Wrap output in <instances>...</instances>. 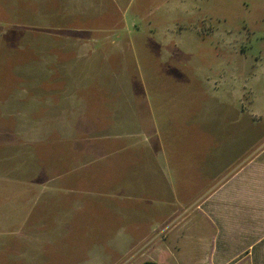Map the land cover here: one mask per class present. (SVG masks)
Segmentation results:
<instances>
[{"label":"rangeland","instance_id":"rangeland-1","mask_svg":"<svg viewBox=\"0 0 264 264\" xmlns=\"http://www.w3.org/2000/svg\"><path fill=\"white\" fill-rule=\"evenodd\" d=\"M242 127L264 129V0H0V264L112 256L134 226L122 188L154 194L155 212L168 196L154 220L176 263L183 211L187 229L204 223L207 158ZM156 142L169 180L135 184Z\"/></svg>","mask_w":264,"mask_h":264},{"label":"crops","instance_id":"crops-1","mask_svg":"<svg viewBox=\"0 0 264 264\" xmlns=\"http://www.w3.org/2000/svg\"><path fill=\"white\" fill-rule=\"evenodd\" d=\"M71 103L66 102L62 104L61 109L52 110V116H56V113H66L65 111L71 112ZM66 106L69 108H65ZM252 113L253 117L259 116L253 110ZM240 114L245 112L241 110ZM142 131L148 134L154 132L153 128ZM233 132L231 136L235 137L238 143L224 146L221 149V154L224 155L211 154L206 161L210 170L207 178L209 182L215 184L209 188L204 202L197 206L204 223L199 221L198 225L187 229L188 215L183 211L181 214L183 216L180 222L178 221L181 225L173 231V233L176 231L175 235H172L178 238L179 244L176 247L179 255L181 254L176 263L171 262L170 258L176 257L177 252L171 250L170 240H167L172 231L166 235L162 223L154 220V217H163L164 213L166 217L169 216L166 211L164 212L163 202L168 196L166 198L163 194L161 197L158 196L163 204L157 206L158 211L155 212L152 210L153 201L156 199L154 194L141 192L128 196L124 193V188L116 195V197L120 195L117 200L123 205L117 213L122 219L123 216H131L134 224L131 234H120L110 242V246L115 251L112 256H102V259L100 257L90 261L97 264H141L145 261H155L160 264H264V129L251 130L242 127ZM136 146L128 148L135 149ZM148 148L151 151L150 159L146 163L141 161L145 164L146 173L141 174L137 171L135 175L130 176L131 180L133 179L135 184L139 182L147 185L159 181L167 182L169 173L164 168L162 162L164 159H160L162 146L156 142L149 144ZM204 151L207 149L205 148ZM215 152L219 151L215 150ZM199 157L201 161L194 157L195 161L191 162V167L195 168L193 171L195 177L203 182L200 171L196 169H200L206 162L204 163L202 155L198 154L197 159ZM138 164L139 162L131 168L137 167ZM72 170L77 169L72 168ZM96 172L100 173L99 170ZM103 178L99 175L80 179L74 177L68 185L77 183L76 180L82 183L94 182L98 185H106ZM124 179L120 183H123ZM59 184L65 188L64 183ZM96 193L100 199L105 200L99 202L100 206L107 208L106 204L109 202L107 199L113 196L105 188L99 189ZM61 196L58 195L57 198ZM145 198L150 200L148 204L143 203ZM189 199L192 197H186V200ZM150 211H153V214ZM148 212L149 216L144 214ZM64 214L72 216L70 209ZM191 231H193L192 237ZM186 237L189 239L185 241Z\"/></svg>","mask_w":264,"mask_h":264},{"label":"trees","instance_id":"trees-1","mask_svg":"<svg viewBox=\"0 0 264 264\" xmlns=\"http://www.w3.org/2000/svg\"><path fill=\"white\" fill-rule=\"evenodd\" d=\"M141 264H160V263L155 262V261H145V262H143Z\"/></svg>","mask_w":264,"mask_h":264}]
</instances>
